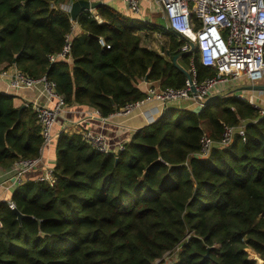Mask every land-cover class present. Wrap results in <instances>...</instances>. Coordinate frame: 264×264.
<instances>
[{
    "label": "trees",
    "instance_id": "obj_1",
    "mask_svg": "<svg viewBox=\"0 0 264 264\" xmlns=\"http://www.w3.org/2000/svg\"><path fill=\"white\" fill-rule=\"evenodd\" d=\"M67 1L0 0V68L45 74L66 104L101 116L142 98L138 80L184 85L171 58L187 70L193 50L181 52L183 39L162 23L105 3L70 20L60 7ZM141 31L164 36L161 52L141 44ZM67 34L68 59L48 61ZM192 63L197 80L215 73L195 50ZM191 109L165 106L115 153L58 131L54 185H16L10 200L19 220L0 201V264H156L166 252L174 253L170 264H255L249 251L264 264V114L225 92ZM239 123L242 135L194 154L201 133L217 139L223 124ZM40 140L32 109L0 91V167L36 156Z\"/></svg>",
    "mask_w": 264,
    "mask_h": 264
},
{
    "label": "built area",
    "instance_id": "obj_2",
    "mask_svg": "<svg viewBox=\"0 0 264 264\" xmlns=\"http://www.w3.org/2000/svg\"><path fill=\"white\" fill-rule=\"evenodd\" d=\"M119 1L125 4L127 11L132 16H139L142 0ZM155 1L160 6L164 28L183 39L179 50L181 52L192 50L194 52L195 50L201 65L214 69L215 73L197 80L192 63L193 52H191L189 68L187 69L190 77L189 79L185 77L182 87L160 88L159 86L148 85L145 87V94L142 98L126 102L112 113L127 114L149 100H154L164 107L183 100H189L194 106L198 105L202 108L215 85L229 81L233 82L238 79H246L250 83H257L262 78L264 75V0ZM94 17L98 19L95 14ZM99 42L101 45L104 44L101 39H99ZM69 50L70 34H67L60 49L47 55L48 61L68 59ZM0 78L9 91L31 89L36 85H40L47 98H54L51 105L35 102L30 105L34 112L35 121L39 125L41 140L36 156L18 158L11 163L9 169L11 183L18 185L25 181L23 180L24 173L37 166L44 146L52 141V127L65 102L63 96L56 92L55 82L47 78L45 74L32 77L12 64L6 68H0ZM192 87L193 91L191 90ZM235 96L258 107L259 114H264V110L258 106L252 95L238 93ZM93 113L101 116L95 108ZM152 120L150 118L148 123ZM235 132L242 135V123L235 126L223 124L222 131L217 139L201 133L198 140L199 148L194 154L196 156H206L211 147L226 146ZM80 136L90 147L104 154L115 153L124 144L122 143L114 151H111L104 135L100 132L85 129L80 133ZM34 180L44 182L50 187L53 186L56 181L53 167L49 165L42 166ZM7 203L10 208L14 206L11 200ZM170 262V260L160 262L159 259L155 261L156 264H170Z\"/></svg>",
    "mask_w": 264,
    "mask_h": 264
},
{
    "label": "crops",
    "instance_id": "obj_3",
    "mask_svg": "<svg viewBox=\"0 0 264 264\" xmlns=\"http://www.w3.org/2000/svg\"><path fill=\"white\" fill-rule=\"evenodd\" d=\"M103 3L111 6L112 8L125 15H131L128 13L125 4L122 1L105 0L103 1ZM156 10V17L158 18L159 22H157V20H155V18L153 17V15L155 14H152V12ZM139 15L141 18L149 20V22L163 24L161 9L155 0H142L141 12ZM77 31L78 27L74 23L72 25V33H75ZM257 83H264V81H258ZM248 84H250L248 80L238 79L233 81L232 84H228V87H225L223 85H215L211 89L210 96L216 95V93L224 92L234 95H237L238 93L252 95L257 101L258 106L264 110V91L248 90L244 88V86ZM137 85L143 91L148 85L159 86L157 80L149 82L138 80ZM230 88L232 89L230 90ZM224 89L227 90L225 91ZM0 91L12 95V103L15 107H30L31 103L33 102L45 105H51L54 102L53 97L47 98L45 96L40 85H36L31 89H18L16 91H9L6 89L4 81L0 78ZM163 108L164 106H162L158 102L149 100L127 114L109 113L106 116H98L93 113L94 108L92 107L81 105L78 103H65L59 115L56 117L54 125L52 127V141L44 146L42 153L40 154V159L37 163V166L24 173L23 180H34L36 175L40 172L42 166L44 165L53 166L55 160L54 136L58 131L63 130L68 134H80L85 129L91 130L93 132H100L104 135L111 151H114L116 148H118L119 145L126 142L130 138L135 129L144 124H147L150 118L154 119L155 117H157V115ZM10 166L11 164L6 167H0V201H9L11 191L16 186L11 183L12 179L9 172ZM250 252L251 251H249L250 257L255 258L256 255L252 252V256ZM258 259L259 261L255 262V264H263L262 260L260 258Z\"/></svg>",
    "mask_w": 264,
    "mask_h": 264
},
{
    "label": "water",
    "instance_id": "obj_4",
    "mask_svg": "<svg viewBox=\"0 0 264 264\" xmlns=\"http://www.w3.org/2000/svg\"><path fill=\"white\" fill-rule=\"evenodd\" d=\"M103 2L100 0H68L67 4H68V13H69V19L70 20H74L76 15L79 14L82 10H91L94 9L97 5L102 4ZM175 58L176 56L173 55L171 60L172 62L175 64V66L181 70L183 72V74L185 75L186 78L189 79V73L187 70H185L184 68H182L180 65H177L175 63ZM244 88L248 89V90H259V91H264V83H250L246 86H244ZM191 90L193 91V87L191 88ZM216 95H212L207 97V99L205 100V102H207L210 98L214 97ZM200 106L195 105L191 110L193 112H198L200 110ZM13 212L16 215V218L19 220L20 218H22L23 214L18 211L14 206L12 207Z\"/></svg>",
    "mask_w": 264,
    "mask_h": 264
},
{
    "label": "rangeland",
    "instance_id": "obj_5",
    "mask_svg": "<svg viewBox=\"0 0 264 264\" xmlns=\"http://www.w3.org/2000/svg\"><path fill=\"white\" fill-rule=\"evenodd\" d=\"M60 7H62L63 9L67 10L68 9L67 2L64 3V4H60ZM156 13H157V10L152 12V14H155V15H153L155 20H157V22H159L158 18L156 17ZM130 16H132V15H130ZM134 17L141 18L140 15L139 16H134ZM141 19L143 21H149V20H145L143 18H141ZM138 34L140 36V41H141L142 45L147 46L149 48H152V49H155V50L161 52V45H162L163 40H164V36L162 34H160V33L158 34L157 31H154V32L153 31H151V32L150 31H141ZM259 81H264V75L262 76L261 79H259ZM228 84L229 85L232 84V81H229V82H226V83H223V84H217V86L223 85L225 87H228ZM231 89L232 88H230V90ZM224 90L226 91L227 89H224ZM188 102H189V100H183V101H180V102L176 103L175 106L184 107V108H186V106H187V108H193L194 105L192 103H190V102L188 103ZM250 253L253 256V253L252 252H250ZM173 254H174L173 252L164 253L162 256H163L164 260H170V259L173 258ZM255 259H256V262L259 260L257 256H255ZM258 263H260V262H258Z\"/></svg>",
    "mask_w": 264,
    "mask_h": 264
}]
</instances>
